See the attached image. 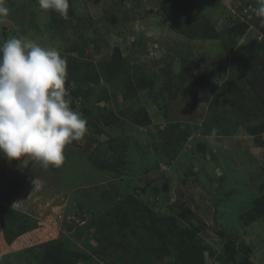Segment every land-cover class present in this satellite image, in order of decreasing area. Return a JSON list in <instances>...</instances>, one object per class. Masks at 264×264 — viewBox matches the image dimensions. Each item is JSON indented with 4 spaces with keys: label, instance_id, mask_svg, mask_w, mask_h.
<instances>
[{
    "label": "rangeland",
    "instance_id": "1",
    "mask_svg": "<svg viewBox=\"0 0 264 264\" xmlns=\"http://www.w3.org/2000/svg\"><path fill=\"white\" fill-rule=\"evenodd\" d=\"M4 4L0 43L66 58L87 131L59 168L0 154V264H264L256 0Z\"/></svg>",
    "mask_w": 264,
    "mask_h": 264
},
{
    "label": "clouds",
    "instance_id": "2",
    "mask_svg": "<svg viewBox=\"0 0 264 264\" xmlns=\"http://www.w3.org/2000/svg\"><path fill=\"white\" fill-rule=\"evenodd\" d=\"M38 9L67 16L69 0H36ZM253 9L264 27V0ZM8 7L0 0V18ZM67 60L54 47L27 37L0 43V154L8 161L22 158L42 168L62 166L66 145L83 138L87 120L73 110L65 82ZM215 129H213V134ZM205 264H212L207 251Z\"/></svg>",
    "mask_w": 264,
    "mask_h": 264
},
{
    "label": "trees",
    "instance_id": "3",
    "mask_svg": "<svg viewBox=\"0 0 264 264\" xmlns=\"http://www.w3.org/2000/svg\"><path fill=\"white\" fill-rule=\"evenodd\" d=\"M121 63H124V60H123V58L121 57L119 50L117 49V50H116V53H115V54L112 56V58H111V66L114 67L113 70H114L117 66H119ZM240 264H250V263L248 262V260H244V261H243L242 263H240Z\"/></svg>",
    "mask_w": 264,
    "mask_h": 264
}]
</instances>
